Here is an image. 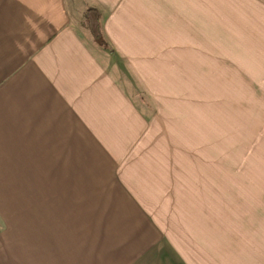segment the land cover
<instances>
[{
    "label": "crops",
    "instance_id": "crops-1",
    "mask_svg": "<svg viewBox=\"0 0 264 264\" xmlns=\"http://www.w3.org/2000/svg\"><path fill=\"white\" fill-rule=\"evenodd\" d=\"M87 5L112 52L80 26ZM215 7L0 0V264H264V194L233 224L231 195L179 156L202 119L191 33Z\"/></svg>",
    "mask_w": 264,
    "mask_h": 264
},
{
    "label": "rangeland",
    "instance_id": "rangeland-1",
    "mask_svg": "<svg viewBox=\"0 0 264 264\" xmlns=\"http://www.w3.org/2000/svg\"><path fill=\"white\" fill-rule=\"evenodd\" d=\"M209 1L217 7L194 26L199 57L192 81L185 79L182 87L183 95L198 101L192 111L210 121L198 118L194 153L179 156L200 158L198 176L211 178V191L231 195L226 203L233 224L235 217L249 224L257 215V195L264 194V0ZM87 8L78 21L85 31L86 14L97 10ZM135 98L141 107L149 106L142 94Z\"/></svg>",
    "mask_w": 264,
    "mask_h": 264
},
{
    "label": "trees",
    "instance_id": "trees-1",
    "mask_svg": "<svg viewBox=\"0 0 264 264\" xmlns=\"http://www.w3.org/2000/svg\"><path fill=\"white\" fill-rule=\"evenodd\" d=\"M91 14L94 15L95 17H93ZM86 18L87 21L90 22L91 26L89 23H84V28L86 29V31H88L93 41L101 48L112 52L110 45L103 36L100 11L90 9L89 12L86 14Z\"/></svg>",
    "mask_w": 264,
    "mask_h": 264
}]
</instances>
